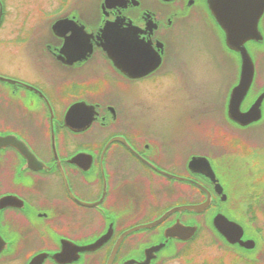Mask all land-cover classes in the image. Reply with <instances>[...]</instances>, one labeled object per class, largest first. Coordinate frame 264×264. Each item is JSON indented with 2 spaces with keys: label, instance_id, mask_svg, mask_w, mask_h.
I'll list each match as a JSON object with an SVG mask.
<instances>
[{
  "label": "flooded vegetation",
  "instance_id": "1",
  "mask_svg": "<svg viewBox=\"0 0 264 264\" xmlns=\"http://www.w3.org/2000/svg\"><path fill=\"white\" fill-rule=\"evenodd\" d=\"M22 1L29 0H0V53L21 46L33 75L25 78L21 65L0 69V264H264V255L255 261L211 234L222 214L259 230L264 242V45H246L254 75L240 105L255 114L261 100L260 118L241 126L227 116L239 72L229 51L234 66L221 67L218 80H228L224 95L207 109L221 113L225 128L190 131L198 150L180 154L172 138L155 133L153 95L141 87L172 85L175 23L195 13L214 26L206 0H154L155 7L42 0L29 26L30 12L14 8ZM237 1L239 16L234 6L230 12L243 28L263 0ZM62 19L73 24L52 31ZM35 21L48 25L41 31ZM115 22L117 37L108 44L117 45L123 71L102 45L105 24ZM214 30L218 45L223 33ZM258 32L263 41L264 9ZM198 108L191 118H203L205 104ZM193 158L206 161L213 181L199 163L191 166ZM206 201L199 212L185 209ZM188 228H195L190 238Z\"/></svg>",
  "mask_w": 264,
  "mask_h": 264
},
{
  "label": "rangeland",
  "instance_id": "2",
  "mask_svg": "<svg viewBox=\"0 0 264 264\" xmlns=\"http://www.w3.org/2000/svg\"><path fill=\"white\" fill-rule=\"evenodd\" d=\"M38 1L42 0L22 1L14 4V8H17L16 10L19 11L21 16H24L23 12H26L27 10L30 12L31 16H33V18L30 17L28 19V26L33 24L34 18L36 15H39ZM141 1L145 5L151 7H155L157 3H155L154 0ZM46 6L47 5H44V7H42L46 12L53 10L51 7ZM201 18L199 17V14L197 16L195 13L192 15L190 13L189 17L184 15L183 18L175 23L176 27L173 30L175 32H173L172 39V49L174 52L172 64L175 66L173 67V70H177L176 74L181 72L183 78H178L175 74L172 80V85L169 87L168 85L162 87L159 83H155V85L151 83L147 88L144 86L141 87V89L150 90L149 94L153 95V97H149V99L150 101L153 100L151 106H154V112L157 113L156 120L158 122L154 123L153 128L155 129V133H161L166 141L167 138H172V149H176L180 154L185 153L187 150L188 152L198 150L197 146H190L192 140L190 137H186L187 133L190 131L202 130L201 125H203L204 128L211 126L225 128L221 113L217 114V112L214 113L213 111L209 116L207 115L209 113V110L207 109L213 107L212 105H217L221 101V98L224 95L223 93L225 92V85L228 84V80L223 85H221L222 80L218 82L222 76L221 67L225 66L228 68V65L233 67L235 62L231 58L226 57L223 54L221 55V52L218 49L217 40L212 34L213 32L211 29L209 30L205 20L203 21ZM36 21L34 26H39V29L44 31L48 24L41 26ZM34 31L38 32L36 30ZM20 48L21 46H13L12 53H0V69L10 70L13 67L21 65L23 67V76L27 79L33 78L28 61ZM192 52L193 54H191ZM218 54L220 55V58H217ZM262 58L264 60V56ZM263 62L259 60L258 57L260 69ZM24 74L28 75L29 78ZM217 85L219 87H217ZM200 103L205 104L206 107V109L202 111L204 119H200L201 116L200 118H191L193 115L190 113L198 110ZM160 118L162 119V122ZM160 123H162V125ZM242 137H244L243 134ZM175 139L178 144L175 143ZM187 145L188 149L186 148ZM182 156L183 155H181L180 158ZM226 208L228 217L233 220L236 216L235 213L237 212L235 206L229 204ZM259 218L261 219V217ZM239 220L244 223L241 219ZM202 244L203 242H199L194 249L203 247Z\"/></svg>",
  "mask_w": 264,
  "mask_h": 264
},
{
  "label": "water",
  "instance_id": "3",
  "mask_svg": "<svg viewBox=\"0 0 264 264\" xmlns=\"http://www.w3.org/2000/svg\"><path fill=\"white\" fill-rule=\"evenodd\" d=\"M165 2H169L171 0H162ZM207 1V6L208 9L211 13V15L214 17L216 20L217 24L222 28V30L225 33V44L226 46L239 53L240 55V60L242 64L241 68V77H240V83L239 85L232 91L231 96H230V101L228 105V116L231 120L234 122L245 126L255 120L258 119L259 115V106H260V100L257 101L255 104V114L254 117H252V112H248L246 114H242L239 111V106L244 99L246 92L250 86L251 80H252V72H253V67H252V62L250 60L249 55L247 54L244 44L248 41L254 40V41H259L260 39L257 37V19L259 15L261 14V10L263 9L264 6H261L260 4H257V9L259 10L258 14L253 16V20L246 22L244 24V29L240 28V21L233 18V15L230 11H232V6L237 8L236 15L239 16V9L241 6V3L239 1L236 2L235 6L233 4V0H206ZM115 2V0H106V6H110L109 4ZM135 5H137L135 3ZM249 6V4H248ZM253 10H252V15L254 13V9L256 4L254 3L253 5ZM73 22L68 20V19H63L57 21L53 27L52 31L57 32L60 27H63L64 25H68ZM116 23L115 24H106L105 28L102 30V39L104 41L103 47L105 51L108 52L109 58L112 60L114 65L121 69L123 71L122 66L120 65L118 61V53H117V45L114 44V46L111 48V45L108 44V41L111 39L116 38ZM115 32V33H114ZM128 31H125L127 33ZM119 34V33H118ZM141 64L145 62L144 58V53L141 54ZM74 107L71 109V112H74ZM71 112H68V116H71ZM257 118H256V117ZM67 125H69V121L66 120ZM199 163V168L201 167L202 170L204 171L205 174L209 177H211L213 181V173L210 170L209 165L206 163L205 160L201 158H193L191 162V166L196 165ZM200 169V170H201ZM219 187V185H217ZM216 191L219 193L221 192V188L219 191L216 188ZM208 202L203 204L202 206L199 207H189L185 208L187 210H191L194 212H199L200 210L204 209L207 206ZM183 209V208H182ZM213 226L215 230L225 239V241L231 245H237L239 248L245 249V250H251L254 247V244L250 242L251 239H245L243 237V231L240 228L239 225L235 224L234 222L228 221L224 216L222 215H217L214 220H213ZM195 233V228H188L187 230V238H190L193 236ZM157 250V248L155 249Z\"/></svg>",
  "mask_w": 264,
  "mask_h": 264
}]
</instances>
